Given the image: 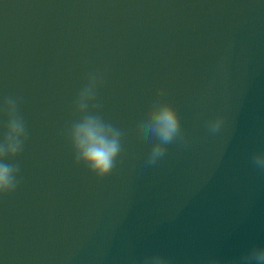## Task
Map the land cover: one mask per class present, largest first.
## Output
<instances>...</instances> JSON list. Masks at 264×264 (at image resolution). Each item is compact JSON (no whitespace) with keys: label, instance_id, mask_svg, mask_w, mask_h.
I'll return each instance as SVG.
<instances>
[{"label":"water","instance_id":"95a60500","mask_svg":"<svg viewBox=\"0 0 264 264\" xmlns=\"http://www.w3.org/2000/svg\"><path fill=\"white\" fill-rule=\"evenodd\" d=\"M123 133L113 172L74 164L64 134L90 74ZM164 95H160V90ZM28 132L0 196V264H205L264 246V0H0V105ZM177 110L187 147L146 168L138 124ZM225 117L220 133L206 122ZM7 118L0 111V140Z\"/></svg>","mask_w":264,"mask_h":264},{"label":"clouds","instance_id":"9594fccd","mask_svg":"<svg viewBox=\"0 0 264 264\" xmlns=\"http://www.w3.org/2000/svg\"><path fill=\"white\" fill-rule=\"evenodd\" d=\"M102 77L90 74L87 83L78 93L74 102L75 118L64 134L71 146L74 164L83 166L97 180H103L114 170L123 149V131L106 121L96 105L97 89ZM164 90H160L163 96ZM7 118L6 128L0 140V196L12 194L18 187V163H12L22 153L28 139L27 126L19 111V103L9 97L0 105ZM225 125V117L217 115L206 122L211 135L221 132ZM141 137L151 142L144 166L157 165L168 152V146L179 143L184 147L189 144L185 136L180 116L176 108L169 102L154 100L146 110L145 118L138 124ZM255 168L264 172V152L252 156ZM155 264H170L161 257L151 258ZM97 264H106L102 256ZM149 264V260L143 261ZM205 264H223L221 260L206 261ZM226 264H264V246H254L238 259Z\"/></svg>","mask_w":264,"mask_h":264}]
</instances>
